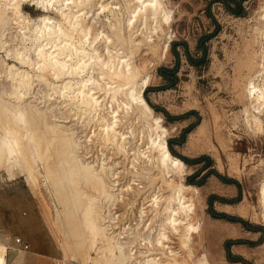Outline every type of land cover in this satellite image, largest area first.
<instances>
[{
  "label": "bare ground",
  "instance_id": "obj_1",
  "mask_svg": "<svg viewBox=\"0 0 264 264\" xmlns=\"http://www.w3.org/2000/svg\"><path fill=\"white\" fill-rule=\"evenodd\" d=\"M22 1L23 0H0V28L5 25L6 19H8H5V15L17 16V20L15 19L17 22L15 24H18L20 27L19 29L24 32L21 33L22 37H20V42L22 43L14 50V58L20 64L29 66V68H31L30 70L33 71V73L30 74L28 71L15 69L13 65L7 66L6 63L8 62L4 63V65L6 64L8 72V74L6 73L7 81L13 86L14 99L0 98V171H4L5 176L9 180L13 178L16 173H20L30 185L33 192L37 191L39 187H43L51 194V199L54 203H57L54 205L55 217H57L56 224L59 223V221L65 222L67 226V235L74 239L73 246L68 247L71 249L69 258L79 259L82 264H132L134 261L138 264H213L208 258L207 251L203 246L201 224L196 214L199 189L192 187V185L188 186L183 184L184 176L188 171L187 167L184 162L172 156L168 151L166 139L169 132L163 125L162 118L154 114L141 96L142 90L149 85L151 77L147 65L145 64L146 61H148L146 57L155 55L158 47V44H154L155 42L152 41L153 36L151 34L158 37L156 36L158 32L157 29H153L152 31L150 30L149 33L145 32L143 34L139 28L145 27L147 22H149V24L157 22L159 23L160 29H162L163 24L168 25L167 28L169 29V25L172 22V12L166 8L163 0H115V8H111L112 5L110 3H104V0H102V2L97 4L98 7L96 12H103L104 10L110 11L108 12L110 13L111 19L107 26L111 34L108 36L98 29L94 31L85 19L86 16H89L87 10L91 9V6L95 5L99 0H96L95 4H93L95 0H35V2L40 6L42 5L43 8L46 4H57L60 9L58 10L60 11L61 21L56 23L49 18L42 17L43 19H40L32 30L29 27L30 25H27L29 24L27 20L25 21L22 16H18ZM73 8L77 9L75 14L72 12ZM137 23L143 26H135ZM258 23L259 26L256 28L257 34L247 47L259 44L262 49H264V42H262V39H264V23ZM140 24L138 26H140ZM25 30L29 31V47L24 44L26 39L25 35L28 34ZM139 30L143 34H141V39L136 38V35L140 33L138 32ZM97 44H103L105 53L99 51L100 49ZM0 45L2 44L0 43ZM168 48V44H163L162 58H165ZM30 52L33 53L34 60L30 58ZM256 54L257 53L254 52H245V55L237 60L234 70L236 76L234 80L235 85L239 83L242 84L241 77H243L244 72L253 73L256 69V58H258ZM135 58L137 59L136 64L134 63ZM159 59H161L160 56ZM261 59V69L258 70L255 76H249V78L243 82L244 86L242 90V97L245 103H247V108L244 110L246 115L245 123L254 133L264 131V121L260 119V114L264 111L262 110V108H264V54H262ZM0 62L2 63L1 59ZM93 73H96L99 78L104 81V86L100 87L101 89L103 88L102 91H104V93L99 90L100 88L98 90L103 93L105 97L108 96V99H110L108 106L106 105L108 103H100L99 99L102 97L99 98L100 96L97 97V93H94L97 90L91 86L94 85L92 82L95 81L92 78ZM65 76L75 77L74 79L77 80L76 83H72L73 81L68 83L66 81L67 83L65 82L66 84L62 86H60L61 84L58 86L57 84L55 85V80L60 79L61 82L62 77ZM34 81H50L49 84L47 83L48 86L53 95H56L62 100L60 103L62 105L65 104L66 108H68L67 113L70 112L69 114L81 119L82 123L85 121L86 124L91 125V129L93 130L91 134L94 139L93 141H89H92L91 143H96L101 150H112L111 153L114 152L116 157L118 154L121 156L122 153L124 156L123 158H125L127 148V145L125 146L124 144V134L120 131H116L118 128L114 127L116 118L119 117L117 114L120 112L119 110H121V107L124 106L120 101H122L121 99H125L124 102L126 107H132L133 104L139 106L137 110L141 111L142 117L140 118H142L143 122L141 126L142 129L140 130L141 140L143 141L145 138L144 149H146L147 153L149 151V153L153 154V156L148 157L149 162H147L146 165H150L148 163H152V159L154 160V165L152 167L159 171L162 183L169 187L171 191L169 196L165 199L161 195H155V193L152 196V206L150 204L151 210L159 206L158 203L162 198L165 200V207L164 210H162L164 211L163 227L156 230L155 225V231L151 228L152 225H148L150 229L148 226L146 229H143L145 230L143 233V240L144 242L146 241V243L143 245L144 247L141 243L140 244L146 251H144V253L139 252L142 254L138 253L139 256L141 255V257H139L140 259L135 258L133 251L127 248L128 246H126L124 241L119 239L118 236H120V234L118 236L115 235L118 231L115 233V230L112 229L114 225L111 224L113 225L111 228V225L109 226L105 222V217L102 215L103 211L101 212V200L108 204L113 202L114 199H118L115 198L116 194L113 192V184H110L111 182L109 183L108 181V179L111 178L110 172L112 168L106 166L110 164H105V166L103 163L101 164L99 162L101 166L95 168L91 165V161L90 163H86L87 161L84 162V160L82 161L80 159V155H77L81 147L80 140L78 137H76L77 139L75 138L69 126L65 125L64 122L56 121L57 118H55L53 113H51L50 116L48 115L49 112H52L50 111L51 107L47 108L49 112L42 111V109L40 110L37 107L38 105H36V103L34 104L35 101L33 102V100L26 99V96L30 94L29 91ZM101 81L99 82L101 83ZM96 84L99 85V83ZM76 86L77 88H74ZM118 99H120V101ZM134 109L136 110L135 107ZM250 109H252V111H250ZM57 110L60 113L59 109ZM135 110V114L136 112L139 113V111ZM125 112L128 111L125 110ZM206 133V124L203 123L194 134L190 136L189 145L193 146L200 138L205 137ZM136 153L137 152H135V154ZM141 153H143V151ZM137 155H140V153ZM151 157L152 159H150ZM126 159L127 157L125 160ZM121 160L126 162L124 159ZM124 162L121 163L124 164ZM142 162L144 163V160ZM146 165L144 169H146ZM132 166L134 165L132 164ZM140 169L141 168H139V171ZM148 169L146 171H148ZM130 172L131 170H129V174ZM138 176L140 175L138 174ZM138 176L135 175V177ZM116 178L118 177L116 176ZM158 179H160V177ZM175 179L180 180V182H175ZM81 185L88 187L89 191H83L84 188L82 189ZM130 185L126 186L130 187ZM117 191L115 190V193ZM137 191L139 192H137L138 194H141L144 190H141V192L137 189ZM122 192H124V190H122ZM143 193L145 194V192ZM149 193L151 194V192ZM127 194L125 193L126 196ZM132 195L129 197H132ZM135 196L136 193L134 197ZM139 196L142 197V195ZM117 197H119V195ZM120 200L121 199H119V201ZM164 200H162V202ZM116 201L117 200H115V202ZM129 201L130 200L121 203V208L123 211L125 210L126 215L120 216L127 219L131 216L132 218L137 217L135 210H133L136 206V201L134 198H132V203ZM147 202L150 201L148 200ZM143 203H145V201ZM258 205L261 209V218L264 220V180H262L258 191ZM108 209L111 208L108 207ZM131 209L132 215L130 214ZM143 209L144 208L139 212L140 217L142 214L145 215L146 213L145 209V213H143ZM155 209L154 211H156ZM129 210L130 213H127ZM157 211L155 213H159ZM148 213L146 215H148ZM150 213L153 214V212ZM160 215L161 213L159 217ZM154 217L152 215L151 219ZM111 219H114V217ZM141 219L143 220L144 218L142 217ZM112 222L114 223V220ZM54 225V221L52 220L51 226ZM143 225L146 224L142 223V226ZM166 230L168 232H166ZM60 231L62 232V230ZM152 232H154V235ZM170 236L172 238L174 237L172 240H176V247H172L169 244L170 242L168 243ZM6 250V246L0 243V264H6ZM153 251H155V253Z\"/></svg>",
  "mask_w": 264,
  "mask_h": 264
},
{
  "label": "rangeland",
  "instance_id": "obj_2",
  "mask_svg": "<svg viewBox=\"0 0 264 264\" xmlns=\"http://www.w3.org/2000/svg\"><path fill=\"white\" fill-rule=\"evenodd\" d=\"M23 1L21 3L20 13L18 16H22L25 21L27 20L29 23L27 25H30L29 27L31 30L34 25L43 18H49L56 23L61 21L60 9L57 4H46L43 8V6L37 4L35 0ZM163 1L166 8L172 12V22L169 25V29L166 24H163L162 29H160L159 23L157 22H155L156 24H149V22H147L145 27L140 23V26H138V23L135 25L137 27L143 26L139 28L143 34L145 32L149 33V31H152L153 29H157L158 32L156 35L158 37L151 34L153 36L152 41L155 42L154 44H158V47L156 49V56L151 54L152 56L149 55L146 57V60L148 61H146L145 64L147 65V69L151 77L149 85L142 90L141 96L154 114L162 118L163 125L169 132L166 143L170 154L174 157H182L190 162L201 159L199 162H194L195 164L191 165L184 163L188 171L184 176L183 184L188 186L192 185V187L199 189L196 214L201 224L202 243L207 251V256L210 261L213 264H264V220L261 218V209L258 205V191L262 180H264V131L254 133L247 127L245 123L246 115L244 113V110L247 108V103H245V100L242 97V90L244 86L243 82H245L249 76H255L258 73V70L261 69V57L262 54H264V49H262L259 44L251 45V47L247 46L248 44H251L250 41L253 40L257 34L256 28L259 26L258 22L264 23V0L242 1L241 8L243 14L241 16L233 15L226 9V5H228L230 9H235L236 5L234 3H237L239 0H234V3L227 1L226 5L223 3V0ZM99 2H102V0L97 1V3L95 0L93 4H96L93 5L94 7L91 6V9L87 10L89 16H86L87 18L85 17V19L94 31L98 29L110 36L111 33L109 27L107 26L111 19L109 13L110 11L104 10L105 12H96L98 7L97 4ZM103 2H108L112 5L111 8H115V0H104ZM63 10L67 11L66 9ZM76 10V8H73L72 12L75 14L77 12ZM5 19L7 20L5 25H7L0 28V43L2 44L0 45V59L2 60V63L0 62V98L14 99L13 86L9 81H7L8 72L6 64L7 66L13 65L15 69H20V71H28L30 74L33 73V71L30 70L31 68H29V66L20 64L14 58V50L18 48L20 43H22L20 42V37H22L21 33L24 32L19 29L20 27L18 24H15L17 22V16L5 15ZM140 30L138 32H140ZM25 32L28 34L25 35L27 40L25 39L26 42L24 41V44L29 47V31L25 30ZM141 32L136 35L137 39H141ZM262 42H264V39H262ZM163 44L169 45L165 58H162ZM97 46L100 49L99 51L104 52L103 44H97ZM245 52L257 53V66L253 73L244 72L243 77H241L242 84L239 83L238 85H235L234 80L236 76L234 70L236 63L240 57L245 55ZM29 55L30 58L34 60L33 53L30 52ZM159 56L161 59H159ZM190 60L194 63L197 62V65H192ZM4 63L6 64L4 65ZM134 63H137L136 58L134 59ZM160 69H166L172 72L175 71L174 75L176 81L163 79L159 75ZM97 76L98 75L96 73H93L92 78L95 81L92 82L94 85L91 86L97 90L94 92L97 93V97H102L99 99V102L102 104L108 103L106 104L108 106L110 99H108V96L105 97L103 94L104 91H102L103 88H100L101 86H104V81ZM74 78L75 77L73 76H65L62 77L61 82L60 79L55 80L56 82H54L55 85L57 84L58 86L61 84L60 86H62L67 82L71 83L73 81L72 83H76L77 80ZM99 81H101V83ZM95 82L99 83V85ZM47 83L49 84L50 81H34L31 90L29 91L30 94L26 96V99L33 100V102L35 101L34 104L36 103V105H38L37 107L40 110L42 109V111L49 112V109L47 108L51 107L50 111L52 112H49L48 115L50 116L51 113H53L55 118H57L56 121L64 122L65 125L69 126V128L73 131L75 138L78 137L80 140L79 142L81 147L79 148L77 155H80L79 157L82 161H87L86 163H90L91 161V165L95 168L100 167L102 163L104 165H111H105L106 167H111L113 170L110 172L111 178L116 175L119 179L115 176L113 179H108V181L109 183L111 182L110 184H113V192L116 194L115 198L118 199H114L113 202L108 204H106L107 202L101 200V212L103 211L102 215L105 217V222L109 226L111 224L114 225L115 228L113 225L110 227H113L112 229L115 230V233L118 231L115 235L118 236L120 234V236H118L119 239L124 241L126 246H128L127 248H130L133 251V254L135 255L133 256L135 258L140 259L139 257H141V255L139 256V254L142 253L139 252L144 253V251H146L143 248V245L146 243V241L144 242L143 240V233L145 232L143 229H146L148 225H152L151 228L153 230H155V225L156 230L163 227L164 211L162 210H164L165 207L164 199L169 196L171 191L169 187L162 183L159 171L152 167L154 165L152 157L150 159H152L153 164L148 163L150 165H146L147 162H149L148 157L153 156V154L149 153V151L147 153L146 149H144L145 138L143 137V141L141 140L142 137L140 135V130L142 129L141 126L143 122L142 118H140L142 117L141 111L137 110L139 109V106L131 104L132 107H126L124 102L125 99H121L122 101L118 99L120 103L122 102L124 104V106L122 105L123 107H121V110H119L120 112L117 114L119 117L116 118L114 127L118 128L116 131H120L124 134V144L125 146L127 145L126 147L128 148L127 149L125 147L127 157L125 160L126 157L123 158L124 156L122 153L121 156L118 154L119 157H116L114 152L111 153L112 150H101L96 143H91L94 139L91 134L93 131L91 129V125H88L85 121H83L85 123L84 125L81 119L69 114L70 112L67 113L68 108H66L65 104H63L65 106L64 108V106L60 103L62 100H60L56 95H53ZM74 88H77V86ZM98 89L103 93H101ZM4 93L5 95H8L5 96ZM153 107L164 111V113L162 111H155ZM57 109H59L60 113ZM125 110L128 112H125ZM134 110L139 111V113L136 112L135 114ZM262 110H264V108H262ZM250 111H252V109H250ZM165 113L170 117V119L165 117ZM260 119L264 121V111L260 114ZM203 123L206 124L207 133L205 137L200 138L198 142H196L193 146H190V136L194 134L198 127ZM189 128H191V130L185 134V131ZM170 147L175 155L171 153ZM140 150H142L143 153H141L142 151ZM135 152L137 153L135 154ZM139 153L140 155H137ZM121 159H124L126 162ZM143 160L144 163L142 162ZM121 162H124V164ZM131 163L134 166L136 165L135 168ZM144 164L146 165V169H144ZM115 165L118 166L116 167ZM139 168H141L140 171ZM126 169L131 170L130 174L129 170L127 171ZM143 169L147 173H145ZM147 169L148 171H146ZM134 174L136 176L139 174L140 176L135 177ZM159 177L160 179H158ZM150 182H153L152 185ZM175 182H180V180L175 179ZM0 183H5L7 185H11L12 183L18 184L17 189L12 193L19 203L18 207L20 210L25 211L28 207L32 206L40 212L46 225L49 227L52 235L56 239L61 251L60 261L55 264H82L79 259L69 258L71 249L68 247L73 246L74 239L67 235V226L65 222L59 221V223H57L58 225L56 224L57 217H55L56 215L54 212V205L56 202H53L51 194L46 191L45 188L39 187L37 191L33 192L30 185L25 181L24 177L20 173H16L13 178L9 180L5 176L4 171H0ZM126 185H130V187ZM134 187L137 188L135 189ZM81 188H84L83 191L85 192L89 191L88 187L84 185H81ZM119 188L124 190V192H122ZM137 189L139 191L144 190L143 192H145V194L142 191L141 194H138L139 192ZM163 189L166 190L164 191ZM115 190L117 191L116 193ZM149 192H151V194ZM125 193H128L127 196ZM135 193L136 196L134 197ZM154 193L155 195H161L164 199L162 198L159 201V206H157L156 209L152 208L151 210L150 204L152 206L151 200ZM118 195L119 197H117ZM131 195L132 197H129ZM139 195H142V197ZM132 198L136 201V206H139L134 207L139 210L133 208L137 217L132 218L131 216L129 219L121 217L120 215H126L125 210L123 211L121 208V203L128 200L132 203ZM145 198L150 202H147L148 200ZM119 199H121V202ZM115 200L117 201L115 202ZM162 200H164V203ZM144 201L145 203H143ZM117 202L120 205H118ZM108 207L111 209H108ZM142 208L145 209L146 213L143 209V213H145V215L142 214L140 217L139 212ZM154 209L156 211L158 210L157 212L159 213H155L156 211H154ZM150 212H153V214ZM127 213H130V210ZM147 213L148 215H146ZM160 213L161 215L159 217ZM130 214L132 215V209ZM152 215L156 218L154 217L151 219ZM212 215H224L231 220H228L227 218H214ZM113 217L114 219H111ZM142 217L144 218L143 220L141 219ZM52 220L54 221V226H51ZM111 220H114V223ZM140 221L146 225L142 226ZM108 222L111 223L109 224ZM60 230H62V232ZM166 232L168 231L166 230ZM153 233L154 232H152V234ZM172 239H174V237L172 238L170 236L168 243L170 242V246L176 247L177 242ZM153 252L155 253V251ZM133 263L138 264L135 261L132 262V264Z\"/></svg>",
  "mask_w": 264,
  "mask_h": 264
},
{
  "label": "crops",
  "instance_id": "obj_3",
  "mask_svg": "<svg viewBox=\"0 0 264 264\" xmlns=\"http://www.w3.org/2000/svg\"><path fill=\"white\" fill-rule=\"evenodd\" d=\"M13 182V181H12ZM18 184L0 183V243L6 246V264H55L60 261L58 243L35 207L19 209L13 193ZM20 239L27 245L15 243Z\"/></svg>",
  "mask_w": 264,
  "mask_h": 264
},
{
  "label": "trees",
  "instance_id": "obj_4",
  "mask_svg": "<svg viewBox=\"0 0 264 264\" xmlns=\"http://www.w3.org/2000/svg\"><path fill=\"white\" fill-rule=\"evenodd\" d=\"M227 1H230V2H232V3H234L235 1L234 0H223V3L226 5V2ZM242 1H244V0H239L237 3H234L236 6H235V9H230L229 7H228V5H226V9L229 11V12H231V14H233V15H236V16H241L242 14H243V11H242V8H241V2ZM190 63L192 64V65H197V62L196 63H194L193 61H191L190 60ZM175 71H169V70H166V69H160V71H159V75L163 78V79H165V80H170V81H176V78H175ZM171 75H172V77H171ZM154 108V110L155 111H162V110H159V109H157V108H155V107H153ZM163 113H164V111H162ZM165 117L167 118V119H170V117L165 113ZM192 128V127H191ZM191 128H189V129H187L186 131H185V134L186 133H188L190 130H191ZM170 143V142H169ZM170 151H171V153L173 154V155H175L174 153H173V151L171 150V147H170ZM178 158H180L184 163H186V164H188V165H191V164H195V163H197V162H199L201 159H198V160H196V161H193V162H190V161H188L187 159H184V158H182V157H179V156H177ZM195 162V163H194ZM224 182H232V181H224ZM214 218H218V219H226L227 217H225L224 215H212ZM228 219V218H227ZM228 220H231V219H228ZM243 224V223H242ZM244 225V224H243ZM251 231H253L252 229H250Z\"/></svg>",
  "mask_w": 264,
  "mask_h": 264
},
{
  "label": "built area",
  "instance_id": "obj_5",
  "mask_svg": "<svg viewBox=\"0 0 264 264\" xmlns=\"http://www.w3.org/2000/svg\"><path fill=\"white\" fill-rule=\"evenodd\" d=\"M15 243L18 244V245H22V249L23 250H27V248H28L27 245L22 244V242L20 241V239H15Z\"/></svg>",
  "mask_w": 264,
  "mask_h": 264
}]
</instances>
